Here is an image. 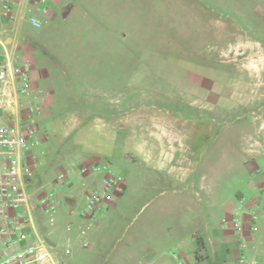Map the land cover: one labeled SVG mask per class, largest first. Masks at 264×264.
Segmentation results:
<instances>
[{
  "label": "rangeland",
  "instance_id": "obj_1",
  "mask_svg": "<svg viewBox=\"0 0 264 264\" xmlns=\"http://www.w3.org/2000/svg\"><path fill=\"white\" fill-rule=\"evenodd\" d=\"M78 1L83 0H71ZM97 4L110 14L111 30H58L75 24L72 15L67 19L59 15L52 30L43 26L27 30L32 39L27 60L52 65L80 59L93 47L104 48L112 60H126V67H107V78L115 85L127 82L128 91L143 92L142 99L128 100L129 107H153L159 116L169 117L181 134L179 141L176 138L178 152L183 149L179 145L186 147L192 171L207 176L206 183L196 179L191 186L189 209L181 206L182 211L169 215L155 211L158 200L185 196L153 189L133 195L116 232L104 241L101 264L113 262L125 245L135 243L133 255L144 261L138 244L146 238L153 241L154 236L186 238V251L193 257L198 249L193 235H208L207 225L219 214L220 202L226 213L234 214L261 194L252 190L250 181L252 173H264V155L243 164L240 150L252 137L257 152L264 148V0H99ZM84 11L92 15L82 5L80 14ZM81 18L78 15L79 22H86ZM119 25L122 30H117ZM242 51L254 55V68L239 55ZM143 173L153 176L152 170ZM146 218L149 231L141 227ZM177 248L168 244L160 251ZM209 255L208 264L223 260L238 264L237 249L218 258ZM66 256L69 262L60 256V264H74L78 257Z\"/></svg>",
  "mask_w": 264,
  "mask_h": 264
},
{
  "label": "crops",
  "instance_id": "obj_2",
  "mask_svg": "<svg viewBox=\"0 0 264 264\" xmlns=\"http://www.w3.org/2000/svg\"><path fill=\"white\" fill-rule=\"evenodd\" d=\"M98 1L83 0L75 4L71 0H45L40 4L31 0H15L9 14L0 20V67L29 58L32 39L28 37L27 30L36 28L29 18L31 9L42 18L43 30H52L51 23L59 15L64 19L72 15L75 24L58 30H111L110 14L98 7ZM40 5L44 9H38ZM82 5L91 10V16H86V11L80 14ZM78 15L86 22H79ZM85 25L87 28H83ZM117 30H122V25ZM30 61V93H20L18 80L12 78L9 91L13 103L5 109L0 108V115L4 123L21 130L29 123L25 119L26 107L39 90L45 93L42 111L32 120L39 143L27 153L35 156L31 160L32 174L27 178V188H39L41 194L59 173L65 174L64 181L54 184L58 203L55 222L48 221V214L40 206L33 211L37 235L56 246L59 260L62 256L66 263L69 262L70 257L62 250L63 246H68L71 250L69 255H78L73 260L74 264H101L100 260L105 256L104 241L116 232L120 219L133 201V195L143 194L149 189L165 194L172 192L185 197L158 200L155 211L169 215L187 207L189 209L191 186L196 179L201 184L206 183V172L195 175L192 159L182 144L179 147L183 149L178 152L176 138L179 141L181 134H177L169 117L159 116L153 107H129L128 100L142 99L143 92L128 91L127 82L115 85L107 78V67H126V60H112L107 57L104 48L93 47L80 59L67 58L52 65L40 66ZM240 151L243 164L264 155V148L256 151L255 137ZM100 163H108L111 172L124 177L125 190L112 206L90 217L83 214L85 192L99 184L103 177V172L90 171L92 165ZM83 166L88 169L82 171ZM145 170H152L153 176L145 175ZM252 174L251 188L259 189L261 194L254 195L252 203L235 210L234 214L226 213L223 202H220L219 214L216 212L207 225L208 235H193L198 244L193 257L186 251V238L171 240L169 237L154 236L153 241L146 238L138 244L144 261L133 255L135 243L134 247L125 245L122 252L115 254L114 261L108 264H136V260L140 264H178L180 257L188 264H208L209 252L218 258L237 249L240 256V243L244 239L248 259L254 257L259 264H264V173ZM256 204L259 205L260 215L256 221L257 237L253 239L250 235L251 211ZM181 206L182 210L179 209ZM237 212L241 213L244 235L235 226ZM147 219L141 223V227L149 231ZM68 225L70 230L67 229ZM82 229L86 230L84 234L81 233ZM83 240L88 245L84 246ZM168 244L178 248L173 252L160 251ZM237 261L239 264V259ZM220 264L229 263L223 260Z\"/></svg>",
  "mask_w": 264,
  "mask_h": 264
},
{
  "label": "built area",
  "instance_id": "obj_3",
  "mask_svg": "<svg viewBox=\"0 0 264 264\" xmlns=\"http://www.w3.org/2000/svg\"><path fill=\"white\" fill-rule=\"evenodd\" d=\"M42 4L45 0H31ZM15 3V0H0V20L7 16ZM38 9H44L40 5ZM31 23L39 27L42 18L30 10ZM31 68L29 60H21L10 65L6 63L0 67V108L9 107L13 100L9 91L12 78L18 80L19 92L29 94L31 91ZM45 101V93L39 90L34 100L26 107L24 128L17 130L4 123L0 115V264H59L58 250L55 245L41 239L34 226L33 211L37 206L46 212L50 223L55 222V212L58 207L55 198L54 184L65 180L63 172L56 176L54 182L45 186V191L39 194V188L30 190L27 188V178L32 174V161L35 156L27 154L38 143L36 127L32 120L42 111V103ZM88 167L83 166L82 171ZM91 172H103L99 184L85 192V206L83 214L95 217L112 206L125 190L124 177L121 174L111 172L108 163L94 164ZM44 189V188H43ZM240 212L236 213L235 226L237 231L243 234ZM260 215L259 205L256 204L251 211L250 235L257 237L258 226L256 224ZM67 229H71L68 225ZM85 229L81 230L84 234ZM84 246L88 242L83 240ZM239 262L259 264L257 258L248 259L246 255L247 242L241 243ZM64 253L71 252L68 246H63ZM178 264H188L180 257Z\"/></svg>",
  "mask_w": 264,
  "mask_h": 264
},
{
  "label": "bare ground",
  "instance_id": "obj_4",
  "mask_svg": "<svg viewBox=\"0 0 264 264\" xmlns=\"http://www.w3.org/2000/svg\"><path fill=\"white\" fill-rule=\"evenodd\" d=\"M239 55L244 57V59H245L244 61H247L248 62L247 64L250 67H253V62H254V55L253 54L247 55V53L245 51H242V52H239Z\"/></svg>",
  "mask_w": 264,
  "mask_h": 264
}]
</instances>
